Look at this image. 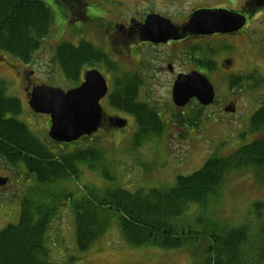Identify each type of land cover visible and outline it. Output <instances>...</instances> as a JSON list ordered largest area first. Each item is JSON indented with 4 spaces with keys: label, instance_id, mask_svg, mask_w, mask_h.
Returning <instances> with one entry per match:
<instances>
[{
    "label": "rangeland",
    "instance_id": "374dc122",
    "mask_svg": "<svg viewBox=\"0 0 264 264\" xmlns=\"http://www.w3.org/2000/svg\"><path fill=\"white\" fill-rule=\"evenodd\" d=\"M43 1L53 11V23L48 35L28 64L0 52V79L6 82V94L20 100L22 111L17 118L52 150L55 144L50 142L52 140L47 134L49 118L29 109L24 84L26 74L31 73L32 80L36 83L62 90L75 86L73 82L62 77L59 66L53 60V52L58 43L69 41L77 45L79 40L84 39L108 55L116 64V73L123 70L136 76L148 73L149 77L141 79L139 99L148 101L158 109L162 120H168L167 122L171 121L169 119H176L180 113L186 118L190 109L195 110L196 107L194 102H190L180 111L173 104L170 87L172 75L165 68V63L171 62L174 69L180 72L186 68L181 61L187 59V54L190 50L193 52L194 47L216 50L208 57L215 62L218 69L210 73L202 71L213 85L214 100L201 109L203 120L196 127L190 126L187 121L178 125L173 120L175 124L168 126L167 132L170 135L163 136L165 140L153 137L136 150H130L132 135L136 130L133 117L114 110L108 104V99L102 98L100 104L103 111L127 119L128 124L122 128L103 125L88 140H78L71 147L92 144L101 146L111 179H105L99 172L83 168L74 187H121L130 192L138 188H168L174 184L176 175L191 174L210 155L229 156L239 145L259 137L256 132H246L249 116L259 106L255 99L262 91L250 95L244 83L243 89L238 93L236 88L229 89L226 83L230 74H242L252 70L264 74V10L254 15L244 32L236 36L221 37L204 42L205 44L191 42L184 45L138 47L131 43L133 39L126 35L128 31L118 30L117 26L139 19V13L144 10L154 9L171 16L174 4H168L166 0H81L78 4L74 0ZM85 14L89 19L83 18L86 17ZM226 59L233 63L230 70L222 68L227 65L222 62ZM190 67L191 65L187 69ZM91 68L97 69L105 77L109 94L112 89V73L115 72L110 71L103 63H95L84 67L81 74ZM228 104L234 105L233 113L223 111ZM58 150L57 148L56 151ZM10 169L0 160V175L8 177L0 185V230L6 224L17 220L19 198L24 183L29 180V176L22 169L15 172ZM27 185L28 183L25 187ZM256 203L260 205L254 206ZM197 217H202V220L198 221ZM174 222L178 228L187 229L190 225L199 231L209 228L211 224L218 228L246 225L250 241H254L250 250V261L254 257L260 264H264V168H242L227 173L216 194L209 198L205 207L191 204L175 221L172 220ZM73 234L72 215L69 209H64L52 224L49 234L54 243L50 253L52 261L67 263L70 256H75L68 264H196L200 259L185 246L176 249L152 244L128 245L122 240L115 226L87 251L78 252ZM201 244L208 245V241H202Z\"/></svg>",
    "mask_w": 264,
    "mask_h": 264
},
{
    "label": "trees",
    "instance_id": "16d2710c",
    "mask_svg": "<svg viewBox=\"0 0 264 264\" xmlns=\"http://www.w3.org/2000/svg\"><path fill=\"white\" fill-rule=\"evenodd\" d=\"M52 23L53 11L43 0H0V52L30 63ZM215 51V48L194 47L196 66L209 73L215 71V62L208 57ZM53 60L62 77L74 85L81 80L86 66L103 63L112 72L116 69L108 55L84 39L77 45L69 41L58 43ZM112 75L108 104L131 115L135 122L130 150L161 136L169 125L175 124L173 120L178 125L187 121L195 127L203 120L201 109L206 105L194 100L191 102L196 109H190L186 118L180 113L170 122L162 120L158 109L139 99V76L124 70ZM227 78V87L236 88L238 93L244 83L250 95L262 91L255 99L259 106L250 114L246 132H256L259 137L239 145L229 156L210 155L191 174L176 175L174 184L168 188H138L134 192L121 187H74L83 168L111 179L103 148L94 144L72 148L78 142L50 141L55 144V151L52 150L17 118L22 111L20 100L6 96V82L0 79V160L11 171L22 169L29 176L19 198L17 220L0 230V264H60L50 259L54 243L49 234L64 209H69L72 215L78 252L87 251L115 226L128 245L190 248L200 258L196 264H260L254 257L250 261L254 241H250L246 225L218 228L211 224L199 231L190 225L185 229L172 223L191 204L205 207L227 173L242 168H264V74L252 70ZM242 136L244 140L245 134ZM202 241H208V245H202ZM74 257L70 256L69 261Z\"/></svg>",
    "mask_w": 264,
    "mask_h": 264
},
{
    "label": "water",
    "instance_id": "95a60500",
    "mask_svg": "<svg viewBox=\"0 0 264 264\" xmlns=\"http://www.w3.org/2000/svg\"><path fill=\"white\" fill-rule=\"evenodd\" d=\"M263 4V0H258ZM245 17L226 9H200L191 15L179 29L171 21L158 14L146 15L141 35L154 42L178 38L179 33L213 34L235 33L243 27ZM108 91L105 77L96 69L84 72L82 82L73 88L62 90L45 84H36L28 93V105L35 113L49 116L48 137L56 142L69 143L82 136H89L100 128L103 109L100 105ZM209 105L214 99V88L208 78L197 70L177 75L171 99L177 107L185 106L191 99ZM225 112L233 113L235 107L228 104ZM113 127L122 128L126 120L112 119ZM6 182L0 178V185Z\"/></svg>",
    "mask_w": 264,
    "mask_h": 264
},
{
    "label": "flooded vegetation",
    "instance_id": "af4514ba",
    "mask_svg": "<svg viewBox=\"0 0 264 264\" xmlns=\"http://www.w3.org/2000/svg\"><path fill=\"white\" fill-rule=\"evenodd\" d=\"M74 1H75V3L78 4L79 1H81V0H74ZM166 1L168 4H174V10H173V14L171 16H169L170 14H168V13H165L162 11L159 12V11L154 10V9L144 10L143 12L139 13V15H138L139 19L134 20L133 22H128V24L127 23H123V24H119V25L117 24L118 26L117 25L116 26L118 27V30H125L126 29L128 31L126 35L128 37H130L131 39H133V42H131V43H135V45L138 47H145V46L154 47V46H162V45H165V46L184 45V44L191 43V42H194L197 44H202V43L205 44L204 42L207 43V41H214L215 39H219L221 37L229 38L231 36L239 35L240 33L244 32V30L246 29V27L250 23L252 17L254 15H256L259 11L264 10V5L260 4V2L258 0H166ZM263 4H264V0H263ZM200 9H226V10H230V11H233V12H236V13L243 15L245 17V23H244L243 27L235 33L191 34V33L180 32L178 38H175V39L171 38V39H168L164 42L163 41L154 42L151 40H147V39H144V37L141 35V28H142L144 19H145L146 15H148L150 13H155V14L160 15L161 17H165V18L169 19L171 21V23H173L176 27L181 29L186 24L188 19L191 17L193 12L200 10ZM85 16L86 17H83V18L89 19V17L86 14H85ZM189 52L190 53L187 54L188 55L187 59L184 61H181V62H183L184 65H186V68L180 72H177L174 69L173 64L171 62L167 61L165 63V68L172 75V77H171L172 79H171V83H170L171 89H172L173 83H174L177 75H179V74H186V73L193 71V70H197V71L205 74V72H202L203 71L202 68L196 66V64L193 60L194 56H193L192 51L190 50ZM222 62H225L227 64L226 66L222 67L224 69L230 70L233 66V63L231 60L226 59V60H223ZM190 65H191L190 69H187ZM216 68L218 69L217 66H216ZM138 76L140 78L141 83H142V80H145L144 79L145 77H147V76L149 77L148 73H146L145 75L140 73V74H138ZM82 80H83V77L81 78L79 83H77L75 86L80 84L82 82ZM26 81H29V85L26 84L27 82H25V88H27V91H25V92L27 94L30 87L33 85L32 83H34V82L32 80L31 75H27V74H26ZM107 86H108V83H107ZM111 87H112V85H111ZM6 96H8V95L6 94ZM105 97L107 98V95H105L103 98H105ZM106 98H105V100H106ZM193 100L196 101V99H194V98H193ZM177 108H179L180 111H183L181 109H183L184 106L183 107H177ZM223 111H224V108H223ZM107 113H105L103 111L102 122H101L100 128H98L97 132L101 130L103 125H106L108 127H113L111 120L115 119V117H119L117 115L112 116L111 114H107ZM126 121H127L126 122V125H127L128 120L126 119ZM167 131L168 130H166L161 135V137L160 136H158V137L163 138L165 140V138L163 136L170 135ZM177 134H178V132H177ZM180 136L182 137L183 135H180ZM0 178L7 179L8 177L0 175Z\"/></svg>",
    "mask_w": 264,
    "mask_h": 264
}]
</instances>
